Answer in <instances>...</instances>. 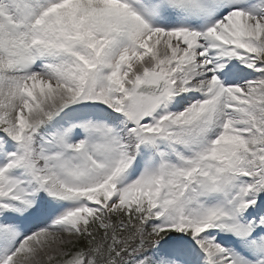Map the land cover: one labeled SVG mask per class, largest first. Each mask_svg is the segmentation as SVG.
<instances>
[{
    "label": "snow or ice",
    "instance_id": "obj_1",
    "mask_svg": "<svg viewBox=\"0 0 264 264\" xmlns=\"http://www.w3.org/2000/svg\"><path fill=\"white\" fill-rule=\"evenodd\" d=\"M0 264H264V0H0Z\"/></svg>",
    "mask_w": 264,
    "mask_h": 264
}]
</instances>
